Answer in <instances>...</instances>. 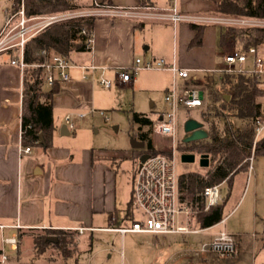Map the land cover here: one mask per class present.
Segmentation results:
<instances>
[{
	"label": "crops",
	"instance_id": "1",
	"mask_svg": "<svg viewBox=\"0 0 264 264\" xmlns=\"http://www.w3.org/2000/svg\"><path fill=\"white\" fill-rule=\"evenodd\" d=\"M74 1L80 4V7L86 5L87 13L95 16L91 46L86 50L71 52L69 78L66 81L56 80L59 90L52 95L53 131L51 144L46 149L34 145L30 146L29 152L22 151V146H27L22 145L20 140L22 71L10 62L12 58L18 56V48L12 49L17 41L15 36L17 22L13 20L0 35V224L3 225V228H0V250L7 254L10 264L30 263L25 261L28 252L26 247L29 246H24L23 250L21 243L28 232L64 229L77 237L86 236L82 245L89 253L85 256L86 259L82 257L79 259V262L82 259L81 263H85L90 261L89 238L93 240L94 231L119 232L109 228L124 226L117 224L118 218L114 213L117 205L116 182L121 168L120 159L129 158L136 166L139 161L138 149L132 146L130 149H109L95 144L93 140L84 145H76L77 135L71 136L74 125L70 126L65 118L61 121L60 127L56 125L53 116L55 109L71 112L90 108L96 100L95 91L97 85L101 84L99 82L101 77L112 82L106 88L112 85L134 86L135 78L130 82L121 83L117 79V73L128 68L133 59L140 55L144 59L166 57L169 60L166 61L168 64L175 63L178 67L186 69L188 77H180L184 83L182 92L191 89L202 91V103L204 100L209 102L211 90L219 89L224 100L229 97L228 93L221 89L220 75L223 54L234 45L228 42L220 43V35L226 28L220 26L218 30L216 26L220 24L217 21L220 17L215 13L218 0H173L172 5L165 0H109L107 6L94 7V0ZM9 5L10 0H0V30L8 16ZM170 5L178 8L184 20L173 22L169 19L167 8L171 7ZM44 17L45 15H36L28 18L30 34L41 28L39 23ZM191 23L196 24V27ZM198 25L201 26L200 41L192 42ZM217 57L221 58L219 85L212 87L211 76L201 81L198 80V74L199 72L208 74L214 69ZM91 63L95 65L94 68L87 67ZM152 70H170L173 74L169 68ZM83 73L86 74L85 78L82 77ZM49 88L50 86H45V90ZM258 102L264 103L260 100ZM143 113L150 117L149 113ZM144 127L146 128L142 126ZM131 216L127 210L122 219ZM226 216L227 214L221 219L223 222L220 220L215 224L225 225ZM215 224L199 228L195 221L194 227L197 226L198 232L174 233L181 234L185 239L184 248L168 252L161 263L264 264L262 232L246 234L234 226L228 229L221 228L234 237L237 253L233 257L222 258L213 253L203 252L191 261L186 251L211 239L218 230L211 235L203 234L200 240L188 235L202 234ZM78 226L87 229L79 234L74 229ZM13 234H17L18 237L16 249L1 240Z\"/></svg>",
	"mask_w": 264,
	"mask_h": 264
},
{
	"label": "rangeland",
	"instance_id": "2",
	"mask_svg": "<svg viewBox=\"0 0 264 264\" xmlns=\"http://www.w3.org/2000/svg\"><path fill=\"white\" fill-rule=\"evenodd\" d=\"M165 1L169 2V4L173 2V0ZM94 6L95 4H93V7ZM176 6H178V3ZM87 10L88 7L84 5L83 7L81 6L77 9L57 14L75 17L88 14ZM48 15L50 16L52 14H47V16ZM217 15L220 17V19L217 20L220 24H216L218 30L220 26L228 30V26L237 24L232 23L233 21L240 19L237 17L224 16L220 13H217ZM17 18V16L13 18L15 23L17 22ZM29 34L30 32L28 36L31 35ZM227 42L230 45L233 44L230 41ZM154 47H156L155 42ZM258 52L263 54L264 47H258ZM137 57L141 58L142 56L140 55ZM163 59L167 62L169 61L166 57H163ZM220 63L221 58L217 57L215 59L216 66L214 69L210 70L208 74L199 72L198 80L204 81L207 76H211V86L217 87L219 85ZM175 65L178 67L177 64ZM239 65H241L243 69L249 70L251 67V55H248L246 61L243 63L236 64V67ZM107 77L111 79L108 75ZM133 78H135V83L132 87L112 85L110 88H106L98 84L95 91L96 100L90 108L71 112H63L60 109H55L53 116L56 125L60 127L61 121H64V118L69 116L70 121L74 125L71 136L77 135L75 139L76 145H84L87 144L88 141L93 140L92 142L95 144H100L109 149H130V140L133 138L132 134H135L137 131V124L132 121L131 110L147 112L153 119L160 117V114H163V117L166 118L167 115L172 112V107L164 99L165 91L174 88L177 93H182V85L184 84L183 81L180 80L181 78L174 76L170 70L139 69L133 74ZM257 100L264 102V95L258 97ZM212 106V103L204 100L200 106L186 108L179 104L178 107L174 109L173 115L176 127L174 137L176 149L174 153L177 175L187 171L204 173L207 170V167L200 165V154L198 153H194L195 159L192 162H183L180 159L181 153L190 152L183 150L182 143H180L185 135L183 127L184 122L188 118L202 122V127L205 131L208 130V122L210 120L217 122L220 127H223L224 123H230L232 125L240 124L238 119L227 113H223L222 116L214 115L215 109H212ZM201 110L204 112L206 119L202 118ZM217 110H219V108H217ZM142 129L146 128L144 127ZM151 137L152 144L155 148L162 147L163 145L166 146L170 143V138L160 134L152 133ZM252 145H254V143H252ZM120 160L121 168L119 169L116 182L117 205L114 213L118 218L117 224L129 226L133 220H139L141 218L139 211L133 206H131L130 209L126 207L130 199L135 164L133 160L129 158ZM218 189L220 196L224 200L223 214H227L225 217V225L218 223L202 234H189L188 236L200 240L205 233L211 235L221 228L228 229L232 226L238 227L246 232V234H250L254 231L260 232L262 220L264 219V152L254 154L252 151L251 157L249 158V165L246 166L245 169L236 172L231 180H224L221 182ZM127 210L129 211V215H132V218L122 219L123 214L127 212ZM194 215L195 210L191 208L188 216L190 227H194ZM194 228H197V226ZM42 231L43 230H35L26 233L25 239L23 238L24 242H21L22 249L24 246H29L26 247L28 252L25 258V261L30 262L29 264H162L161 262L168 252L172 253L184 248L183 242L185 240L181 237V234L174 233H121L96 230L93 232L89 256L90 261L81 263L82 259L81 262H79L80 257L86 259L85 256L89 253V250L84 249L82 245V241H85L86 236L80 235L77 237L74 235L76 247L73 251L67 252L66 255L63 253L61 254V252L59 253V251L52 247H46L47 249H45L43 253H36V255H34L32 250V235L40 234ZM66 236L68 239L70 238L67 234ZM70 245L71 244H69V246ZM197 245V247H191V249L186 251L191 257V261H193L195 256L203 253L198 250L200 244Z\"/></svg>",
	"mask_w": 264,
	"mask_h": 264
},
{
	"label": "trees",
	"instance_id": "3",
	"mask_svg": "<svg viewBox=\"0 0 264 264\" xmlns=\"http://www.w3.org/2000/svg\"><path fill=\"white\" fill-rule=\"evenodd\" d=\"M100 4L107 5L109 0H102ZM79 7L80 4L74 0H10L7 15L20 8L25 17H30L67 12ZM215 13L237 18L264 19V0H218ZM94 18V15L86 14L50 23L28 36L23 42L22 59L26 66L22 71L23 97L20 115L22 145H39L46 149L51 144L53 131L52 95L59 90L58 84L54 81L49 90H45L46 72L34 64L48 60L50 54H59L69 59L71 52L89 49L87 40L92 37ZM191 25L196 27L194 23ZM200 27L198 25L192 42L200 41ZM227 41L232 42L237 50H245L249 46L257 49L260 46L264 47V26L247 24L228 26V30L220 35V43ZM13 48L17 49L16 46ZM220 81L221 89L229 94V98L224 100L219 89L211 90L208 101L212 103V109H215L214 115L222 116L223 113H227L238 119L240 124L224 123L223 127H220L217 122L210 120L205 138L180 142L183 150L205 154L208 158L207 170L204 173L190 171L178 177L180 201L195 210V221L199 228L211 226L224 217L222 198L217 204L204 209L203 188L218 184L222 180H231L236 172L249 165L252 151L254 154L264 152V132L252 145L254 119L259 114L261 104L257 99L264 95V85L254 75L246 73L222 72ZM131 112L132 121L137 124V131L132 137L145 142V148L138 149L139 156L143 153L170 155V143L159 148L152 144L153 120L143 112L134 110ZM201 116L205 118L204 112H201ZM142 126H146V129L142 130ZM131 206L130 199L128 209ZM261 232L264 244V220ZM75 243L74 234L64 229H45L40 234L32 235L34 255L43 253L46 247H52L66 255L75 249ZM91 244L90 237L89 245Z\"/></svg>",
	"mask_w": 264,
	"mask_h": 264
},
{
	"label": "built area",
	"instance_id": "4",
	"mask_svg": "<svg viewBox=\"0 0 264 264\" xmlns=\"http://www.w3.org/2000/svg\"><path fill=\"white\" fill-rule=\"evenodd\" d=\"M95 6H107L100 4V2L94 0ZM169 19L173 22L184 20L183 14L178 8L173 5L167 8ZM86 15V14H83ZM14 16H17L16 24V38L15 46L18 48V56L12 58L10 62L17 65L21 71L26 66V63L22 59V46L25 39L28 37L30 28L27 25L29 17H25L22 8L18 11L11 13L7 16L1 33L8 27L13 20ZM74 16H65L63 14L45 15L42 22L39 23L40 29L44 26L63 19H68ZM232 23L247 24V25H260L264 26V19L255 18H240ZM91 46V38L87 40V47ZM248 55H251V67L249 70H245L239 65L246 61ZM43 68L45 74V84L51 86L57 79L59 81H66L69 78L68 69L71 66V62L68 58L59 54H50L48 60L34 64ZM88 68H94V64H89ZM169 68L173 71L175 76L181 78L188 77V71L186 69L177 67L175 64H168L161 57H150L147 59L135 57L132 64L126 68L121 69L117 73V79L121 83L130 82L133 78V74L139 69H162ZM221 72L227 73H246L254 75L264 85V56L258 52V49L254 46H249L245 50H237L234 47L223 54V67ZM82 77H86L83 73ZM99 82L109 87L111 80L101 77ZM23 96V94H22ZM164 99L172 107V112L167 115L166 118L163 114L160 115L151 125L153 133L163 135L170 138L171 154L163 153H147V158L137 163L134 169L132 191H131V205L139 211L141 218L139 220H133L129 226L110 227L109 229L118 230L121 233L124 232H149L155 234H168V233H196L197 228L190 227L189 225V213L190 207L180 201L178 191V175L175 169V122H174V109L179 104L191 107L200 106L202 104L201 98L198 96V90H184L182 93H177L174 88L168 89L165 92ZM65 121L72 126L70 117L66 116ZM264 132V103L260 104V111L257 117L254 119V139ZM30 146H22V151L29 152ZM219 184H212L205 186L202 191L204 199V209L217 204L221 200L219 194ZM224 220H221L223 222ZM0 228L3 225L0 224ZM79 234L83 233L86 227L78 226L74 228ZM2 242L8 244L13 249H16L18 244L17 234L3 237ZM200 252H211L222 258L233 257L237 253V246L234 237L231 233L225 229L218 230L213 237L200 244ZM9 263L7 254L2 250L0 253V264ZM124 264V263H121Z\"/></svg>",
	"mask_w": 264,
	"mask_h": 264
},
{
	"label": "water",
	"instance_id": "5",
	"mask_svg": "<svg viewBox=\"0 0 264 264\" xmlns=\"http://www.w3.org/2000/svg\"><path fill=\"white\" fill-rule=\"evenodd\" d=\"M199 98H202V91L198 92ZM184 131L186 135L182 138L183 142H189V141H194L198 139L205 138L207 135V132L202 128V122L188 118L184 122ZM132 148L136 149H143L145 147V142L140 141L134 138H131L130 140ZM148 154L143 153L139 156V162L144 161L147 158ZM180 159L183 162H192L195 159V154L192 152H186V153H181L180 154ZM200 165L206 166L208 164V158L207 155L205 154H200V160H199Z\"/></svg>",
	"mask_w": 264,
	"mask_h": 264
}]
</instances>
